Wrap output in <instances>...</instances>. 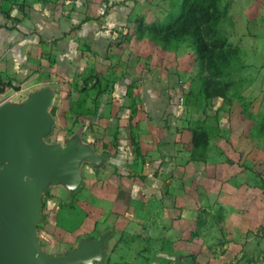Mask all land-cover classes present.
Instances as JSON below:
<instances>
[{"label":"rangeland","instance_id":"1","mask_svg":"<svg viewBox=\"0 0 264 264\" xmlns=\"http://www.w3.org/2000/svg\"><path fill=\"white\" fill-rule=\"evenodd\" d=\"M67 1L69 0H35L33 5L37 6V10L47 13L43 25L47 35L50 25L62 22L63 18L59 15L61 6L64 16L70 15L73 10L72 3L66 5ZM179 1L99 0L91 15L98 12L102 15L104 11L112 9V16L108 17L120 20L118 24L115 23L119 28L117 33H111L109 45L103 50L106 57L103 58V52L92 57L86 55L88 67L85 71L60 73L52 78L49 73H56L55 66L62 60L54 62L50 59L49 44L52 49H56L57 39L47 37V41L42 40L37 45L41 50L37 55L38 63L32 67L33 72L23 80L10 81V87L0 94V104L6 100L18 102L40 86L50 85L57 92L51 108L54 127L52 135L45 137L44 141H61L83 126L86 129L84 138L99 146L104 144L102 149L108 152L112 162L110 165L115 166L113 171V168L95 171L89 164L82 163L84 182L77 191L69 193L59 186L45 190L41 198L42 218L36 223L38 242L45 252L63 255L75 248L81 238L97 239L100 233L113 229L102 264H264V138L254 136L246 140L243 134L245 131H242L243 122L247 128L251 127L253 134V127L261 124V117L256 113L258 104L255 106L246 101L253 96L245 90L239 91V81L246 75L242 69L247 60L250 61L244 60V53L231 57V78L228 80L229 98L234 101L232 109L241 114L231 122V129L224 127L218 131L220 138L211 139L206 163H193L182 171L178 170L182 178L180 180L169 176L165 180H159L158 177L152 179L151 176L149 191L133 184L127 175L133 173L139 176L144 173L150 176L152 165L143 170V167L138 166L142 163H137L139 158L133 161V167L128 163L120 164L116 160L114 129L108 131V136H104L105 133L94 122L93 116H86L87 110L92 114L97 113L99 110L96 109L100 108L99 104L102 102H95L96 88L92 89L94 77L98 78L102 86L107 84V90H110V84L114 83V79L117 83L116 77L119 74L122 76L121 84L129 83L132 76L131 65L135 64V70L145 73L136 75L135 78L141 82L152 80V76H147V72L142 70L145 63L150 66L145 67L147 71L153 67L159 68L174 77L173 86L176 87L165 92L171 94L165 95L168 97L165 98L164 106L168 111L174 103L180 104L177 114L184 116L187 129L205 125L208 115L211 120L214 119L217 109L222 105L220 100L215 99L208 105L188 101L186 97L177 99L178 96L181 97L182 90H188L181 89L177 93L178 85L187 81L197 93L199 80L207 74L196 59L192 44L185 41L161 48L160 44H155L151 37L146 36L166 23L172 6ZM5 2V9L9 10L14 6L16 9L10 12L18 18L21 16L20 20L25 21L27 15L24 13V3V8H19L22 0ZM127 3L133 8L128 15L125 13L129 11V8L126 9ZM224 3L226 4L221 9L224 17L219 31L228 36L227 46L237 48L243 45V40L239 39V33L245 27L243 21L255 7H259V20L264 21V0H224ZM115 5L122 6V12L113 13ZM87 9L82 7L83 12ZM17 10L22 13L19 14ZM41 28L38 29L29 22L24 30L26 34L30 31L35 33V29L43 33L44 29ZM117 40H120L119 44ZM87 47L89 46L86 44V51ZM79 50H84V46L80 45ZM246 57H251V61L253 59L248 54ZM127 63L130 65L128 68ZM135 78L133 81H137ZM84 82L88 83L87 95H84ZM158 101L159 99L153 103L161 107ZM187 101L190 102L189 105ZM153 112L158 114L157 109ZM76 114H80V122L72 125ZM59 118L63 120L65 128ZM123 123L127 129L133 130V135L140 136V120L135 118L134 121ZM226 124L224 121L223 125ZM206 125L214 126V123L210 121ZM154 130L153 128L152 132ZM226 139L229 143H225ZM104 140L106 141L102 144L100 141ZM121 156L124 161L127 155L123 153ZM183 156L182 162L188 163L187 155ZM143 163L145 165V161ZM121 180L125 181L124 186H127L129 193L117 197L118 187L115 183ZM153 193L155 196H150ZM128 203L130 207L127 208L125 205Z\"/></svg>","mask_w":264,"mask_h":264},{"label":"crops","instance_id":"2","mask_svg":"<svg viewBox=\"0 0 264 264\" xmlns=\"http://www.w3.org/2000/svg\"><path fill=\"white\" fill-rule=\"evenodd\" d=\"M22 1L21 6L23 5L22 3H24V13L27 16L25 21L23 20L21 23L16 24L15 21L7 20L5 18V13L8 12L12 18L20 19L21 16L18 18L10 12L16 8L13 6L7 10L5 9V0H0V76L11 82L23 80L28 74L33 72L32 67L38 63L37 55L39 50H41L37 45L42 40H44L43 42L47 41V37H50V39L52 37L53 40L57 39V42L55 43L56 49H52L49 44L50 59L54 60V62L59 61L60 59L62 60L60 64L55 66L57 71L54 73L55 75L53 73H49V76L55 78V76H59L60 73L70 74L85 71L86 67H88L86 55L92 57L97 56L100 52H103L105 47L109 45V36H111V33H117L116 30L119 29L115 23L118 24L120 20L116 18H113L112 20L110 16L108 17V15H111L110 13L112 9L106 11V13L102 15H100V12L94 16L90 14L91 12L94 13L93 8L97 6L99 0H84V2H80L81 0H69L66 5L72 3L74 7L70 15L67 14L64 16L61 6L59 15L60 18H63L62 22L60 24L50 25L49 34L47 35V30L43 28L47 13L37 10V6L35 7V5H33L35 0ZM83 6L88 8L87 11H82ZM120 7L122 6L115 5V9L112 12H122ZM128 8L130 12H125L127 15L131 14V11L133 10L129 3H127L126 6V9ZM257 11L259 12L258 6L250 12V16L244 19V31L239 33V39L243 40V47L239 45L237 49L238 54L240 52L242 54L244 53L245 61L250 59V61L247 60L246 66L244 65V68L242 69L243 73H246V75L245 78H242L239 81V91L245 90L253 96V98H248L249 100L246 101L247 103H251L255 106L258 104L256 113H258L262 119L264 117V21L259 20ZM16 12L19 14L22 13L21 10H17ZM29 22L31 25H35L38 29L42 27L41 29H44L43 33L37 31L38 29H35V33L34 31H30V33L26 34L27 32H25L24 29H26L27 23ZM103 24L106 26L104 29L102 28L104 26ZM112 24L115 25V27ZM119 41L120 40H117L118 44ZM106 42L108 43L106 44ZM86 44L89 46L87 47V51L85 50ZM80 45L84 46L85 52H80L84 51L79 50ZM103 54V58L106 57L105 51ZM247 54L253 56L252 61L251 57H246ZM32 62H34V64H32ZM40 62L43 63L42 60ZM129 66L130 65L127 63V68ZM134 66L135 64L131 65L132 76L129 83L125 84L126 86L121 84L122 82L120 80L122 76L119 74V77H116L118 78L117 83L114 79V83L110 84L112 85L111 89L106 90L107 92L105 91V93L100 96L99 103L101 101L102 102L101 104H98L101 106L97 109L99 111L96 113V116L93 117V120L105 133L104 136H108V131L114 129V138L116 140L115 146H117L115 147V150L117 151L116 160L120 162V164L122 163L123 165H126L128 163L133 167L135 166L133 161L139 158L137 163L142 162L141 164L139 163L138 166L143 167V170H147V167L152 165L153 170L152 175L150 176L149 174L146 175L144 173H141L139 176L133 173L127 175L128 178L132 180L133 184L140 186L142 190L147 191L149 189L148 185L150 180L153 178L158 177L159 180L161 178L165 180V178L169 176L171 179L177 177V179L180 180L182 178L178 171L179 169L182 171L184 168H188L190 164L206 163V161L190 162L189 159H187L189 161L188 163L187 161L182 162V158L185 157L183 155H187V158H189V155L184 150L181 134L178 132V129L186 128V120L183 115L179 116L177 114L181 108L179 107L180 104L174 103L173 107L170 106L171 110L168 108V111L165 110L164 106V102H166L165 98L168 97L165 95L171 94H167L165 92H167V90L170 91L169 89L171 87H176L173 86L175 85L174 77L159 68L153 67L154 69L152 68L151 70L149 69L150 71H147L145 70V67L150 66L144 63V69L142 70L147 72V76H152L153 79L141 82L139 79L135 78V76H141L145 73L135 70ZM247 75H249V77ZM134 78L137 79V81H133ZM187 86L190 88H187ZM181 89L188 90H182L181 97L178 96L177 99L183 97L187 98V93L192 90L191 83L189 84L187 81L182 82V84L180 86L178 85V88H176L177 93L178 91H181ZM158 99L161 107L155 106L157 103L155 105L153 103V101ZM217 99L222 102L220 98H216V100ZM131 105L135 106L134 113L131 112ZM156 109L158 114H154L155 112H153ZM239 114L241 113L234 111L233 108L232 113H224L223 115L218 116L217 119L214 116L215 119L212 118L213 120L211 121L216 124L219 131L224 127L231 129V122H234V119H236ZM208 116L210 117V115ZM135 118L136 120L141 121V124L139 125L141 130L140 136L133 135V130L129 128L127 129L126 124L123 123L126 121H134ZM241 119L242 118H240V120ZM224 121L227 122L226 125H223ZM205 122L209 123L207 117ZM241 125L244 126L242 131H245L243 134L246 136V140L250 137L253 138L254 136H261L257 132L260 125H257L255 128L253 127L254 134L251 132V127L247 128L246 123L243 122ZM153 128L155 129L154 132H152ZM85 130L86 129L83 130L84 141L91 144L96 153L104 154L107 158L108 164L110 165L112 162L109 160L108 152L102 149L104 146L103 143H105L106 140L100 141L103 145H96L93 141L90 142L87 138H84ZM230 132L232 134V131ZM96 137H98L97 134ZM213 137L220 138L221 136L220 133H217ZM210 141L207 154H209L210 150ZM225 143H229L227 139ZM121 152L127 155L125 156L124 161L122 159L123 156H121L123 153ZM143 161H145V165ZM110 166L113 168V171L115 169L114 164ZM160 170L163 172H160ZM124 185H126V183L123 180H121V182L117 181V184L115 183V186L118 187L117 197L129 193L126 188L127 186ZM122 186L125 188H122ZM150 196H155V193ZM129 200L131 201L132 199L130 198ZM125 206L127 208L130 207L129 203ZM112 233L113 229L110 234L112 235ZM109 240L110 238L107 240L108 247Z\"/></svg>","mask_w":264,"mask_h":264},{"label":"water","instance_id":"3","mask_svg":"<svg viewBox=\"0 0 264 264\" xmlns=\"http://www.w3.org/2000/svg\"><path fill=\"white\" fill-rule=\"evenodd\" d=\"M56 96L50 85H42L25 99L0 104V264H102L105 258L110 229L97 239L81 238L60 256L38 242L45 190L77 191L84 182L82 163L95 171L112 168L84 141L83 126L61 141H44L53 133Z\"/></svg>","mask_w":264,"mask_h":264},{"label":"trees","instance_id":"4","mask_svg":"<svg viewBox=\"0 0 264 264\" xmlns=\"http://www.w3.org/2000/svg\"><path fill=\"white\" fill-rule=\"evenodd\" d=\"M224 0H180L172 6L166 23L158 29L149 32L146 36L151 37L155 44H160L161 48H165L169 44H180L188 41L192 44L196 59L201 64L202 69L207 73L199 80V90H192L187 93L188 101L194 103L210 105L211 102L220 98L222 105L217 109L215 118L224 113H232L233 100L229 98V69L232 65V59L238 55V49L227 46V35L219 31V25L224 17L221 12L225 6ZM24 8V6H21ZM104 11L103 14H105ZM26 17V16H25ZM7 20H13L16 24L22 20L12 18L9 13H5ZM143 32V31H142ZM140 34L141 30H139ZM93 88H96L95 102L98 104L99 98L107 90V84L102 86L97 77L92 79ZM87 82H84V95H87ZM10 87V81L0 76V94L4 93ZM192 99V100H191ZM187 101V105L190 102ZM92 102V101H91ZM131 112L134 113L135 106L131 105ZM97 110V109H96ZM80 114H76L72 120V125L78 124ZM86 116H96L89 110ZM214 118V119H215ZM207 120L211 119L207 116ZM62 119L59 122L62 124ZM205 125L195 128H180L178 132L181 134L182 144L185 152L189 155L190 162H205L209 149V141L215 136L219 129L214 126ZM62 127L65 128L62 124ZM63 130V129H62ZM69 131V130H68ZM216 131V132H213ZM258 134L264 137V117L261 119Z\"/></svg>","mask_w":264,"mask_h":264}]
</instances>
